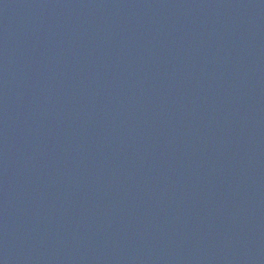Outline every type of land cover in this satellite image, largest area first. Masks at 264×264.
I'll return each instance as SVG.
<instances>
[{"label":"water","instance_id":"obj_1","mask_svg":"<svg viewBox=\"0 0 264 264\" xmlns=\"http://www.w3.org/2000/svg\"><path fill=\"white\" fill-rule=\"evenodd\" d=\"M0 264H264V0H0Z\"/></svg>","mask_w":264,"mask_h":264}]
</instances>
